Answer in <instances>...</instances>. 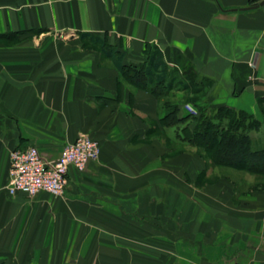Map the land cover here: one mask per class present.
<instances>
[{"label": "crops", "instance_id": "0c3cea01", "mask_svg": "<svg viewBox=\"0 0 264 264\" xmlns=\"http://www.w3.org/2000/svg\"><path fill=\"white\" fill-rule=\"evenodd\" d=\"M259 1L0 0V35H20L0 39V264H264V185L205 181L213 167L161 120L193 90L256 114L264 5L241 8ZM82 34L133 68L157 52L171 91H151L161 67L130 83ZM83 134L98 158L63 194L7 192L12 150L54 160Z\"/></svg>", "mask_w": 264, "mask_h": 264}, {"label": "trees", "instance_id": "16d2710c", "mask_svg": "<svg viewBox=\"0 0 264 264\" xmlns=\"http://www.w3.org/2000/svg\"><path fill=\"white\" fill-rule=\"evenodd\" d=\"M18 35L19 33L3 34L0 35V39L10 41L18 38L20 36ZM81 39H88L93 46L99 45L98 47H100L103 54L114 58V64L121 75L138 87H145L150 80L152 70L161 67L163 76L160 73L156 75V79L153 80L154 83L150 85L151 91L158 97L165 96L171 91L173 85L172 83L165 85V66L157 56V52L152 53L148 67L133 68L122 63V54L117 53L113 48L104 47L105 44L100 38L82 34ZM190 101L195 105L198 103L193 99ZM257 102L264 105V96L260 97ZM179 103L169 102V100L163 102V108L165 109L161 119L163 129L185 123L192 117L194 121L193 127L190 128L186 123L181 128L178 136L187 145L198 149L205 163L207 161L210 166L227 167L264 176V146L254 149L252 139L248 134L251 128L258 125L256 121L251 120V114L249 115L245 113L246 111H238L227 106H218L213 109L216 112L215 115L210 116L206 111L200 110L198 117L189 115L181 117ZM263 109L261 108V111ZM235 112H239V116L235 115Z\"/></svg>", "mask_w": 264, "mask_h": 264}, {"label": "built area", "instance_id": "2783aa9c", "mask_svg": "<svg viewBox=\"0 0 264 264\" xmlns=\"http://www.w3.org/2000/svg\"><path fill=\"white\" fill-rule=\"evenodd\" d=\"M98 154V142L84 134L65 145L54 160L44 159L33 146L14 149L9 155L6 190L11 195L34 196L41 191L61 195L68 184L69 169L83 170Z\"/></svg>", "mask_w": 264, "mask_h": 264}, {"label": "rangeland", "instance_id": "374dc122", "mask_svg": "<svg viewBox=\"0 0 264 264\" xmlns=\"http://www.w3.org/2000/svg\"><path fill=\"white\" fill-rule=\"evenodd\" d=\"M195 89V88H194ZM193 90V89H192ZM201 91V90H200ZM198 92H196L195 90H193V92L191 91H187L186 93H184V95H180L178 96L177 100H169V102H182V104L187 103V105H184L182 107H180L181 113H183V115H189V116H199V111H206V113L208 115H215L216 112L215 110H213L210 106L205 105L202 103V95L201 94H197ZM195 100L196 105L193 104L192 101L190 100ZM264 105H262L261 103L257 102V109H256V114H253L251 112H245L246 114H251L252 115V119L257 122L258 125H256L254 128H251L248 131L249 136L252 139V146L254 149L256 148H260L264 146ZM261 108L263 109L261 111ZM236 110V109H235ZM239 111V110H238ZM245 111V110H243ZM239 112H235V115H238ZM164 115V114H163ZM241 116V114H240ZM227 120V119H224ZM225 123V121H223ZM188 124V126L190 128L193 127L194 121L192 120V117L185 123H181L179 125H177L178 130L180 132L181 128L184 127L185 124ZM173 130V129H170ZM165 144V143H163ZM166 147V146H165ZM169 148V147H168ZM172 148V147H171ZM177 151L178 148H173V151ZM193 150L196 151L201 157V152L193 147ZM203 158V157H202ZM204 160V158H203ZM205 163V160H204ZM205 166H209V167H213L212 169L214 170V173L211 175L212 177H209L208 179H205V181H215L218 180L220 178H231L233 181L236 182H246L249 184V186H252V188L255 187H259L264 185V176L262 175H255V174H250L244 171H238V170H234V169H230L227 167H218V166H210V164L206 161ZM203 181V179H202ZM255 186V187H254Z\"/></svg>", "mask_w": 264, "mask_h": 264}, {"label": "water", "instance_id": "95a60500", "mask_svg": "<svg viewBox=\"0 0 264 264\" xmlns=\"http://www.w3.org/2000/svg\"><path fill=\"white\" fill-rule=\"evenodd\" d=\"M263 5H264V0H260L259 2L255 3V4H252L250 6H247V7L241 8V9H255V8H258V7L263 6Z\"/></svg>", "mask_w": 264, "mask_h": 264}]
</instances>
